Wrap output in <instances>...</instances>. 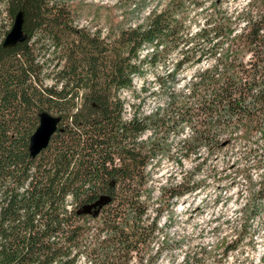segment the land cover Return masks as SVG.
<instances>
[{
    "label": "trees",
    "instance_id": "1",
    "mask_svg": "<svg viewBox=\"0 0 264 264\" xmlns=\"http://www.w3.org/2000/svg\"><path fill=\"white\" fill-rule=\"evenodd\" d=\"M166 1L102 36L77 25L66 0H5L8 19L23 13L24 37L0 41V264H146L171 200L201 192L217 166L197 179L203 157L159 187L153 216L148 168L166 156L184 169L203 148L236 154L219 178L247 182L235 241L251 232L264 205V177L248 175L264 168V0L238 11ZM206 1L213 9L193 28L186 7ZM157 65L163 105L126 117L124 90L143 91L136 79ZM43 112L57 128L31 156Z\"/></svg>",
    "mask_w": 264,
    "mask_h": 264
},
{
    "label": "rangeland",
    "instance_id": "2",
    "mask_svg": "<svg viewBox=\"0 0 264 264\" xmlns=\"http://www.w3.org/2000/svg\"><path fill=\"white\" fill-rule=\"evenodd\" d=\"M74 11L76 24L99 31L102 36L117 26L132 24L152 9L161 10L166 0H66ZM206 1L201 7L187 6L186 11L191 16L193 28L205 22V13L212 11ZM248 0H221L220 7L225 10H241ZM134 4L136 6H134ZM13 21L6 15L5 0H0V41L11 29ZM165 67L157 65L152 71L146 72L144 77L136 79L138 91L142 83L143 91L134 94L124 90L127 99L125 116L130 117L136 109L142 113H149L155 107L163 105L165 94L159 88L155 73L162 75ZM187 70L183 75L189 74ZM51 82L50 80H47ZM178 136H172V151ZM200 159H188L184 169L175 160L161 157L160 162L148 170L153 174L156 187L151 202L154 208L160 205L159 187L176 182L196 163L206 157L203 171L197 179H204L208 167L216 165L214 175L205 177L206 185L201 192L189 196L173 198L171 207L164 210L158 222L159 235L151 245V255L160 248L158 256H150L146 264H264V205L258 214L252 216L248 225L252 228L244 238L238 239V231L234 230L242 222L241 208L248 199V184L243 180L233 186L230 177L219 178L220 171L228 158L234 159L236 154L207 156L203 148ZM248 175L252 181L264 177V168L257 170L250 168ZM219 178V179H218ZM258 184V182H256ZM251 238V239H250ZM227 246L236 248L228 250ZM136 260H133L135 262ZM83 263V262H82Z\"/></svg>",
    "mask_w": 264,
    "mask_h": 264
},
{
    "label": "water",
    "instance_id": "3",
    "mask_svg": "<svg viewBox=\"0 0 264 264\" xmlns=\"http://www.w3.org/2000/svg\"><path fill=\"white\" fill-rule=\"evenodd\" d=\"M23 22V13L19 11L14 18L11 29L4 36L5 38L2 41V45L4 47H13L24 37L22 31ZM57 122L58 117L50 114L49 112L41 113L39 124L29 141L31 156L36 155L48 146L49 139L57 128Z\"/></svg>",
    "mask_w": 264,
    "mask_h": 264
}]
</instances>
